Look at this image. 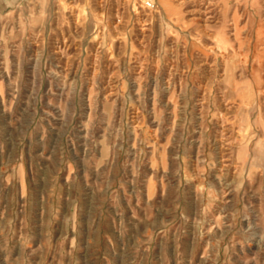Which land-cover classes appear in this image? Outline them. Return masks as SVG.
<instances>
[{
    "label": "rangeland",
    "instance_id": "obj_1",
    "mask_svg": "<svg viewBox=\"0 0 264 264\" xmlns=\"http://www.w3.org/2000/svg\"><path fill=\"white\" fill-rule=\"evenodd\" d=\"M0 264H264V0H0Z\"/></svg>",
    "mask_w": 264,
    "mask_h": 264
},
{
    "label": "built area",
    "instance_id": "obj_2",
    "mask_svg": "<svg viewBox=\"0 0 264 264\" xmlns=\"http://www.w3.org/2000/svg\"><path fill=\"white\" fill-rule=\"evenodd\" d=\"M145 4L148 7H152L153 6V2H151V1H146Z\"/></svg>",
    "mask_w": 264,
    "mask_h": 264
}]
</instances>
